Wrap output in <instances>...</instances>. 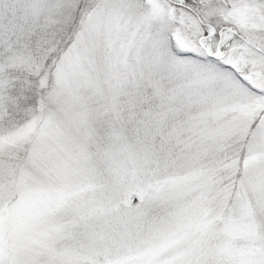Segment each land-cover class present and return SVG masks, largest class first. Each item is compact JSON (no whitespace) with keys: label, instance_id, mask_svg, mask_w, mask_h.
Returning a JSON list of instances; mask_svg holds the SVG:
<instances>
[{"label":"snow or ice","instance_id":"1","mask_svg":"<svg viewBox=\"0 0 264 264\" xmlns=\"http://www.w3.org/2000/svg\"><path fill=\"white\" fill-rule=\"evenodd\" d=\"M0 264H264V0H0Z\"/></svg>","mask_w":264,"mask_h":264}]
</instances>
